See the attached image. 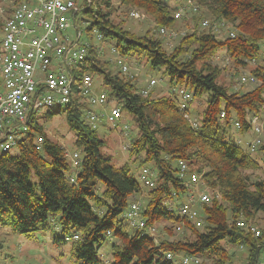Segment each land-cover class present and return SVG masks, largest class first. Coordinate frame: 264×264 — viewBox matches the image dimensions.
Wrapping results in <instances>:
<instances>
[{"label": "trees", "instance_id": "16d2710c", "mask_svg": "<svg viewBox=\"0 0 264 264\" xmlns=\"http://www.w3.org/2000/svg\"><path fill=\"white\" fill-rule=\"evenodd\" d=\"M80 1L82 20L88 21L85 31L90 45L73 69L75 84L69 103L47 112V116L64 114L74 134V146L80 150V164L73 169L64 148L51 141L31 116L26 132L14 146L18 154L0 151V226H9L17 233L59 228L63 236L57 240H72L78 264H178L180 255L197 256L201 264H233L231 257L238 249L243 254L237 264H258L264 259V222L255 225L260 231L255 236L238 221L253 223L258 214L264 216V167L262 178L253 180L247 173L261 167L264 132L255 150L258 160L226 139L225 132L235 122L240 133L251 130L252 116L264 121V0L181 2V7L187 4L207 13L212 23L224 21L227 29L219 37L199 26L200 31L194 28L182 35L169 52L151 30L136 35L114 23L110 10L103 11L99 2ZM109 1L102 3L108 7ZM116 1L128 9V15L139 10L152 17L157 32L179 19L164 0ZM187 13L185 9L182 20ZM192 20L197 21V17L192 16ZM94 31L100 43L115 41L121 57H143L150 67H162L167 76L166 89L156 96L155 87L146 91L138 86L135 75L121 71L116 61L111 64L103 60L93 42ZM230 31L235 32L233 36ZM219 50L226 51L236 68L234 76L239 74L238 69L251 65L249 73L257 78L251 89L231 91L218 82L220 70L212 60ZM83 74L92 78L97 75L102 84L99 91H105L108 100L134 118L137 134L129 141L128 161L149 170L154 180L151 187L139 185L128 162L115 166L102 152L104 140L97 126L85 118L89 105L78 88ZM181 89L191 95L185 109L180 108ZM197 99L203 102L201 110L195 111L194 127L184 114L192 118V105ZM38 136L43 139L40 149L35 143ZM180 163L186 167L183 176ZM192 173L199 175V181H191ZM71 174L75 175L73 183L69 181ZM99 183L102 190L98 193ZM142 189H146L141 205L144 227L129 232L123 213L132 196ZM199 192L208 193L209 200L197 203L203 220L197 227L178 214V206L190 195L196 199ZM159 222L166 237L157 240L147 231ZM176 232L181 233L173 237ZM107 240H111L110 255L102 260L98 250ZM167 252L172 253V259H166Z\"/></svg>", "mask_w": 264, "mask_h": 264}, {"label": "built area", "instance_id": "2783aa9c", "mask_svg": "<svg viewBox=\"0 0 264 264\" xmlns=\"http://www.w3.org/2000/svg\"><path fill=\"white\" fill-rule=\"evenodd\" d=\"M88 2V0H87ZM78 0H21L13 5L10 16L2 21L0 26V151L6 152L14 148L17 139L27 130L31 116L37 119V112L51 105L66 106L72 96L75 78L73 69L82 61L89 48L88 40H81L82 32L76 27V15L82 10ZM192 9L197 10L196 7ZM185 7L176 9L175 17L180 18ZM130 16L137 18L138 12L132 10ZM74 27L75 33H70L69 28ZM200 27L207 29L219 36L227 29L224 21L210 22L203 18ZM159 34L174 38L177 33L167 27L158 29ZM233 36L232 31L229 32ZM97 39L100 36L97 35ZM116 51L115 47L111 49ZM264 56V44L262 46ZM117 65L123 72L129 70L128 63L119 58ZM257 78L250 73L240 74L238 84H255ZM156 82L151 79L152 86ZM78 88L85 97L89 109L85 112L86 120L93 126L101 121L114 122L121 116V110L114 101L108 100L105 91H96L94 82L89 74H83ZM146 93V91H144ZM181 96L180 108L185 109L191 95L186 90H179ZM192 126L197 121L189 114H184ZM251 130L255 137L248 142L246 150L254 152L261 141L264 121L258 116L250 118ZM235 126L239 124L235 122ZM126 129L127 126H124ZM126 134V132L124 133ZM43 139L36 138V149H40ZM80 154L74 152L70 157L73 169L80 164ZM186 167L180 163V176H183ZM149 170L143 169L140 179L144 185L151 187L154 180L150 178ZM199 175L192 173V182L199 181ZM75 175L71 174L69 181L74 182ZM209 195L206 192L193 195L186 202L178 206V214L187 217L197 227L203 220L197 203L207 202ZM123 218L133 228H143L145 220L141 217V203L131 201L123 213ZM239 226L246 227L257 236L260 231L251 221H238ZM181 227L177 226V230ZM76 238V236H74ZM67 239V238H66ZM170 252L166 259H172ZM178 264H201L200 258L194 255H180ZM258 264H264L261 259Z\"/></svg>", "mask_w": 264, "mask_h": 264}, {"label": "rangeland", "instance_id": "374dc122", "mask_svg": "<svg viewBox=\"0 0 264 264\" xmlns=\"http://www.w3.org/2000/svg\"><path fill=\"white\" fill-rule=\"evenodd\" d=\"M103 1L104 0H95V2L100 3L101 9L103 11L110 10V19L114 23L130 30L136 35L142 34L148 29L151 30V33H153L154 37L159 38V40L162 42L163 48H165L168 52L177 45L180 37L185 33L194 28H196L197 31H200L201 29L199 28V26L201 24V20L203 18L208 19L209 17L208 14L202 12V10L198 11L197 9L194 11V9H192V6H187V4H185L183 7H185L186 11L189 13L183 15L184 20H182L181 16L179 19L174 21L172 26L167 27L169 28V30L177 33L174 38H169L157 32V27L155 28L152 17H150L149 15L144 14L139 10H135L138 12L139 16L137 18H134L130 16V13L128 15V9L122 5H119L116 0H110V5L108 7L106 6L107 4L102 3ZM183 1L185 2V0H164L166 4L173 7V13L176 11V7L177 9L181 8V6L179 5ZM80 3L81 1L78 0V5H80ZM14 4L15 0H0V19L2 21L5 19L6 12L8 13L7 10L12 8ZM95 4L96 3H93V5ZM190 10H192V12H190ZM196 12L198 13L195 14ZM194 15L197 17V21H189V19ZM83 18L84 15L79 11L76 15V27L79 31L82 32L81 40H88V34L85 31V25L88 24V21H83ZM69 32L72 34L75 33L74 27L69 28ZM91 35L93 38V42L99 47L101 58L105 61L111 62V64L112 62L117 61L119 58L122 60V62L128 63L127 65L129 66V70L127 71V73L135 75V79L139 87H145L146 91H149L155 87V89L158 90L154 91L156 96L158 95L157 93L159 92V90L166 89L167 76L163 72L162 67H150L146 62V59H144L143 57L136 59L134 58L135 61L127 57H121L118 54L117 50H111L115 46V41L100 43L97 39V34L95 31L91 32ZM224 35L225 34L222 31L219 33V37H223ZM212 63L216 65L220 70L218 82L229 87L231 91L238 89L240 91H245L253 87L254 84H238L239 75L243 73H249V71L251 70V65H248L244 69H238L239 74H236L234 76L232 73L236 68H234L232 63L229 61L228 55L225 50H219L215 54ZM115 69L117 70V67H115ZM92 79L94 82L95 90L99 91L102 87L100 78L95 75ZM151 79H154L156 82L153 86L149 84ZM202 102L203 101L201 99H197L196 102L193 103L192 118L195 116L196 110H201ZM62 108H64V106L62 105H51L42 108L37 112V122L43 127L45 133L51 141L58 143L64 148L66 156L70 160V157L74 152H78L80 154V150L74 146L73 131L69 128L63 113H57L51 116H47L48 111H57ZM124 126H127V128L125 129ZM97 132L99 137L104 140L102 152L110 158V162L115 166H121L124 163L128 162L131 173L136 178L139 185L142 188H146L143 181L140 179L142 168L139 167L138 162L128 161V144L130 139L132 137H135L137 134V126L135 124L134 118L127 112L122 111L121 116L114 122L105 121V119H103L101 121V124H97ZM125 132L126 134H124ZM254 137L255 134L252 130H249L245 133H240L233 123H231L230 127L225 132V138L230 139L233 143L240 146L243 150H246L248 142L252 141ZM9 153L11 155H17L18 151L16 148H11L9 150ZM249 154L253 158L258 160V151L249 152ZM260 163L261 167L259 169L255 171H247V173L253 180L263 177V157H261ZM148 167L151 168L152 164H149ZM196 187L198 189V186ZM97 190L98 193L102 190V185L100 183ZM198 190L203 191L205 189L199 188ZM145 196L146 189H142V192L132 196L131 200L138 201L142 205L144 203L143 201ZM182 201L184 200H179L178 203ZM263 222L264 216L260 214H258L255 218V221H253L254 225L257 226H262ZM124 223L127 224V230L129 232L132 231L133 227L128 224L127 220H124ZM162 225L163 223L159 222L154 225L153 229H150L147 232L157 240L159 238L161 239V237H166ZM180 233L176 232V234H173V237H178ZM62 236L63 234L59 230V228L53 226L49 229L39 230L34 233H17L12 232L9 226L2 225L0 226V264H78L75 254L71 248L72 240L68 239L65 241H58L57 239L61 238ZM110 249L111 240H107L99 248L98 257L102 260H108ZM235 254L236 255L231 257V263H240L241 255L243 254L242 250H236Z\"/></svg>", "mask_w": 264, "mask_h": 264}]
</instances>
